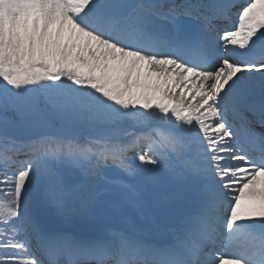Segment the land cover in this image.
<instances>
[{
  "label": "snow or ice",
  "instance_id": "1",
  "mask_svg": "<svg viewBox=\"0 0 264 264\" xmlns=\"http://www.w3.org/2000/svg\"><path fill=\"white\" fill-rule=\"evenodd\" d=\"M0 264H264V0H0Z\"/></svg>",
  "mask_w": 264,
  "mask_h": 264
}]
</instances>
